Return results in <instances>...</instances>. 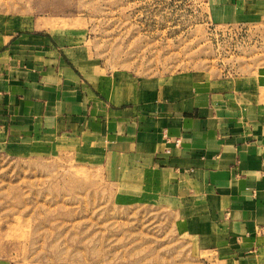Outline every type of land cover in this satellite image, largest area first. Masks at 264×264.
I'll return each mask as SVG.
<instances>
[{
    "label": "rangeland",
    "instance_id": "obj_1",
    "mask_svg": "<svg viewBox=\"0 0 264 264\" xmlns=\"http://www.w3.org/2000/svg\"><path fill=\"white\" fill-rule=\"evenodd\" d=\"M208 15L205 0H0V39L51 35L102 90L192 76L264 96V15ZM61 141L0 131V264H228L170 203ZM256 255L264 264V225Z\"/></svg>",
    "mask_w": 264,
    "mask_h": 264
},
{
    "label": "crops",
    "instance_id": "obj_2",
    "mask_svg": "<svg viewBox=\"0 0 264 264\" xmlns=\"http://www.w3.org/2000/svg\"><path fill=\"white\" fill-rule=\"evenodd\" d=\"M206 4L217 24L264 15V0ZM97 83L51 35L3 36L0 131L41 144L65 139L133 190L170 203L219 262L255 264L264 225L261 92L192 76L109 91Z\"/></svg>",
    "mask_w": 264,
    "mask_h": 264
},
{
    "label": "built area",
    "instance_id": "obj_3",
    "mask_svg": "<svg viewBox=\"0 0 264 264\" xmlns=\"http://www.w3.org/2000/svg\"><path fill=\"white\" fill-rule=\"evenodd\" d=\"M206 1V0H205Z\"/></svg>",
    "mask_w": 264,
    "mask_h": 264
}]
</instances>
